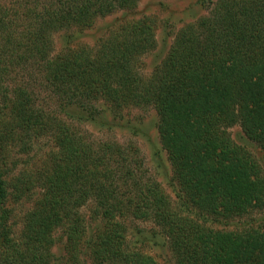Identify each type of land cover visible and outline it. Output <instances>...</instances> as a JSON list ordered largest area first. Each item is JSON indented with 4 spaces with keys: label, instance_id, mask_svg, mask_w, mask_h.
I'll return each mask as SVG.
<instances>
[{
    "label": "trees",
    "instance_id": "trees-1",
    "mask_svg": "<svg viewBox=\"0 0 264 264\" xmlns=\"http://www.w3.org/2000/svg\"><path fill=\"white\" fill-rule=\"evenodd\" d=\"M138 2L0 3V264H157L128 239L132 220L152 224L174 264H264V216L251 215L264 208L252 150L264 151V0H217L147 76L149 18L116 25L95 47L67 41L54 52L52 34L82 32ZM128 107L156 112L175 202L135 146L79 127L109 129L104 114ZM42 139L52 146L41 165L14 171L10 152ZM10 195L36 197L17 238Z\"/></svg>",
    "mask_w": 264,
    "mask_h": 264
},
{
    "label": "rangeland",
    "instance_id": "rangeland-1",
    "mask_svg": "<svg viewBox=\"0 0 264 264\" xmlns=\"http://www.w3.org/2000/svg\"><path fill=\"white\" fill-rule=\"evenodd\" d=\"M11 1L0 0V3L10 4ZM216 2L217 0H139L134 9L126 12L117 11L104 18H98L90 28L82 32L75 28H69L52 34L53 49L54 52L59 51L67 41L75 47L81 45L95 47L98 40L108 36L110 31L116 28V25L149 18L153 24L155 47L140 61V71L144 76H147L165 58L179 30L206 17ZM103 120L110 124L108 125L109 129L105 126L98 129L95 125L79 127L82 131H87V135L91 138L103 137L121 144L135 146L143 159L147 175L160 185L170 200L175 202L171 165L166 151L160 144L157 132L158 119L154 109L151 107H128L116 115L111 112L104 114ZM230 133L238 143H243L242 134L237 127L232 128ZM51 146L50 141L42 139L31 151L19 152L18 148H15L9 156V158L17 160L18 165L14 171L32 172L37 169ZM252 150L256 151L254 154L261 164L264 175V151H259L255 146ZM25 165L28 168H25ZM16 199L10 195L5 205L11 210L9 222L13 235L17 238L21 236L24 229L23 221L26 210L35 207L36 197L28 196V198ZM84 212L85 215L89 214V208H86ZM251 215L254 218L264 216V208ZM128 223L131 230L128 239L143 254L149 256L157 264H174L171 252L163 239L159 236L157 238L152 236L155 231L150 222L132 220ZM227 228L230 229L229 226ZM54 253L58 255L57 248Z\"/></svg>",
    "mask_w": 264,
    "mask_h": 264
}]
</instances>
